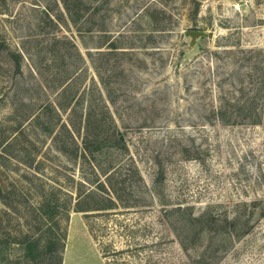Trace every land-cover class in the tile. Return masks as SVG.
I'll return each instance as SVG.
<instances>
[{"label": "rangeland", "instance_id": "rangeland-1", "mask_svg": "<svg viewBox=\"0 0 264 264\" xmlns=\"http://www.w3.org/2000/svg\"><path fill=\"white\" fill-rule=\"evenodd\" d=\"M0 264H264V0H0Z\"/></svg>", "mask_w": 264, "mask_h": 264}, {"label": "trees", "instance_id": "trees-1", "mask_svg": "<svg viewBox=\"0 0 264 264\" xmlns=\"http://www.w3.org/2000/svg\"><path fill=\"white\" fill-rule=\"evenodd\" d=\"M19 58H20V54H16L15 57V64L18 67L19 66ZM90 190H88V192H86V194H90ZM99 200L101 202L97 203V204H93L91 206H88V208H86L84 205H82L80 200V197L76 200V208L77 209H82V210H87V209H107V208H111L114 207L113 205L117 203L118 199H121L119 194H117L115 188L112 187L111 193H107L106 196H99ZM237 219L236 218H232V219H227L225 218V224L227 223L228 226H231V230H230V236H231V240L235 238H237L239 236L238 232L236 230H234V226H235V221ZM234 231V233L232 232Z\"/></svg>", "mask_w": 264, "mask_h": 264}, {"label": "water", "instance_id": "water-1", "mask_svg": "<svg viewBox=\"0 0 264 264\" xmlns=\"http://www.w3.org/2000/svg\"><path fill=\"white\" fill-rule=\"evenodd\" d=\"M186 33L189 36L187 48L194 46L196 41L206 34V32L203 30H187Z\"/></svg>", "mask_w": 264, "mask_h": 264}]
</instances>
